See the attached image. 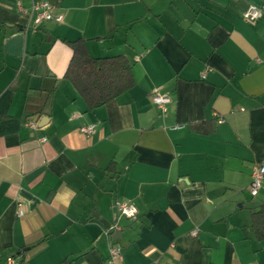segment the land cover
I'll return each instance as SVG.
<instances>
[{
	"label": "crops",
	"instance_id": "crops-1",
	"mask_svg": "<svg viewBox=\"0 0 264 264\" xmlns=\"http://www.w3.org/2000/svg\"><path fill=\"white\" fill-rule=\"evenodd\" d=\"M39 1L0 0V264H264V12L242 18L264 0H45L62 20L36 23ZM77 39L134 87L88 110Z\"/></svg>",
	"mask_w": 264,
	"mask_h": 264
},
{
	"label": "trees",
	"instance_id": "trees-1",
	"mask_svg": "<svg viewBox=\"0 0 264 264\" xmlns=\"http://www.w3.org/2000/svg\"><path fill=\"white\" fill-rule=\"evenodd\" d=\"M67 43L73 54L64 77L84 100L88 110L100 107L134 87L131 66L123 55L94 58L88 53L83 39ZM196 129L208 132L199 127ZM251 225L256 236L264 240V205L251 212Z\"/></svg>",
	"mask_w": 264,
	"mask_h": 264
},
{
	"label": "built area",
	"instance_id": "built-area-1",
	"mask_svg": "<svg viewBox=\"0 0 264 264\" xmlns=\"http://www.w3.org/2000/svg\"><path fill=\"white\" fill-rule=\"evenodd\" d=\"M20 10H23L20 3H18ZM31 13L35 14V22L39 23L42 20L60 22L62 20V14H55L52 12V6L48 1L42 0L39 2H33L31 5ZM264 12V7L256 5H248L247 8L242 13V18L250 23L254 24L261 13ZM152 100L154 104L162 111H166V104L169 102V97L160 93H154L152 95ZM33 122H31L32 124ZM95 125H87L80 127V132L84 134H90L94 131ZM252 180L249 186V192L251 196H256L258 190L261 186L262 180H264V162L254 166L251 172ZM116 208L121 213L128 218L135 219L137 217V210L134 206L127 203H117ZM196 230L192 231L195 235ZM119 249L116 246L110 248V257L108 260L109 264H113L114 260L119 257ZM5 264H19V261L14 256H9L6 258Z\"/></svg>",
	"mask_w": 264,
	"mask_h": 264
},
{
	"label": "water",
	"instance_id": "water-1",
	"mask_svg": "<svg viewBox=\"0 0 264 264\" xmlns=\"http://www.w3.org/2000/svg\"><path fill=\"white\" fill-rule=\"evenodd\" d=\"M116 234H119V231L118 230L116 231ZM117 237H118V235H117Z\"/></svg>",
	"mask_w": 264,
	"mask_h": 264
}]
</instances>
